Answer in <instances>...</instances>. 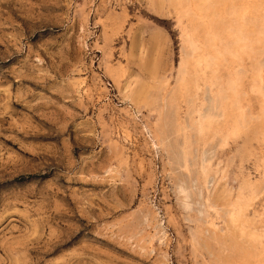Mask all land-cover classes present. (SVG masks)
Segmentation results:
<instances>
[{"label":"rangeland","instance_id":"rangeland-1","mask_svg":"<svg viewBox=\"0 0 264 264\" xmlns=\"http://www.w3.org/2000/svg\"><path fill=\"white\" fill-rule=\"evenodd\" d=\"M0 264H264V0H0Z\"/></svg>","mask_w":264,"mask_h":264},{"label":"bare ground","instance_id":"bare-ground-1","mask_svg":"<svg viewBox=\"0 0 264 264\" xmlns=\"http://www.w3.org/2000/svg\"><path fill=\"white\" fill-rule=\"evenodd\" d=\"M207 28H209V24H207V26H206ZM211 31V30H210ZM210 34L211 35H213V37H215L217 40L218 39H220V36H219V34H216V32H214V31H211L210 32ZM241 38V34L239 35V37H238V40L237 39H232V42L233 43H235L236 41H239V39ZM245 41V40H244ZM247 44V40L245 41V43H244V45H246ZM198 48V47H197ZM197 48H195L194 49V51H196L197 50ZM206 48V47H205ZM185 68H182V71H181V78H182V81L184 80V75H185ZM181 81V80H180ZM182 84V83H181ZM185 84V83H184ZM225 92H226V89H224V86H222V83L220 84V87H219V90H218V93L216 92V93H214V101L217 103V101L219 100L220 101V104H221V107H222V109L223 110H225V100H226V98H223V97H225ZM219 94V95H218ZM218 96H220L219 98H218ZM179 120V119H178Z\"/></svg>","mask_w":264,"mask_h":264}]
</instances>
